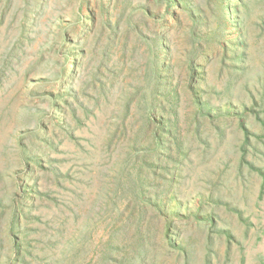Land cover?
Masks as SVG:
<instances>
[{"label": "rangeland", "instance_id": "374dc122", "mask_svg": "<svg viewBox=\"0 0 264 264\" xmlns=\"http://www.w3.org/2000/svg\"><path fill=\"white\" fill-rule=\"evenodd\" d=\"M6 1L0 0V197L15 192L31 209L30 220H24L27 249L41 248L30 258L31 264L34 256H47L50 241L58 243L55 259L63 248L77 244L66 253L70 261L83 244L84 255L76 256L75 263L95 264L104 249L103 171L115 164L128 144L118 141L106 165L110 154L102 149L108 136L104 121L119 117L127 98L128 120L142 121L138 106L144 103L151 37L143 28L145 35L137 37L123 23L126 41L124 34L108 39V31L99 39L87 24L85 0H10V5ZM210 40L214 51L206 63L200 62L205 77L194 86L199 101L209 104L210 114L192 120L194 104L181 92L177 122L181 164L174 190L182 203L197 201L198 195L205 198L207 210L222 221L212 230V238L222 231L235 237L228 257L211 249L209 264H242V257L243 264H258L264 237L257 247L252 245L264 225V200L258 208L253 206L260 181L248 164L262 161L256 80L264 61V0L233 3L225 37ZM234 55H245L244 62L234 64ZM233 65L242 74L229 93L226 80ZM7 208L5 202L0 211ZM206 213L174 220L185 250L193 253L189 264H203L207 255L203 234L197 230ZM37 215L39 220H33ZM47 217L51 222L44 226ZM63 219L68 223L59 236L58 222ZM0 227L1 232L4 226ZM160 253L163 264H176L170 254ZM185 259L181 257L179 264Z\"/></svg>", "mask_w": 264, "mask_h": 264}, {"label": "trees", "instance_id": "16d2710c", "mask_svg": "<svg viewBox=\"0 0 264 264\" xmlns=\"http://www.w3.org/2000/svg\"><path fill=\"white\" fill-rule=\"evenodd\" d=\"M9 2L7 0L6 4L10 5ZM235 2L238 0H85L84 6L89 10L87 24L99 39L107 31L108 39H118L120 34H124L121 31L123 23L128 27V32L137 37L145 35L142 28L146 36L151 37L150 70L146 76L144 103L138 106L143 113L142 121L131 123L128 120L129 98L119 110V117L104 121L108 136L102 149L110 154L106 165L112 161L111 148H118V141L125 140L128 144L125 152L116 158L115 164L105 166L107 169L103 171L104 186L101 187L100 195L104 208L100 218L105 222L102 239L104 249L102 259L95 264H163L161 251L170 254L173 263L179 264L180 258L185 256L183 264H189L193 260V253L188 254L185 250V242L179 236L180 228L174 227V220L195 219L204 211L207 212L205 219L197 225V230L203 234V247L207 251L203 264L210 263L208 256L213 248L228 257L230 245L235 242L234 235L222 231L212 238L211 232L222 223L221 219L207 210L208 204L200 195L197 201L193 199L182 203L174 190V183L181 164L182 143L177 126L181 92L194 104V112L190 114L192 120L209 116V104L199 101L194 86L205 77L200 62L206 63L207 56L214 51L215 47L209 44L210 39L219 42L227 33L231 5ZM124 35L126 41L128 33ZM223 51L226 52L224 48ZM236 56L233 57L234 64L244 62L245 55ZM261 62L262 72L256 82L260 89L258 103L262 108L258 121V150L262 161L260 165L248 164L249 170L260 181L259 193L253 204L255 208L264 200V61ZM240 72L233 65L227 74L226 88L229 93L242 74ZM240 128H243L242 125ZM245 144H248L247 135ZM244 154L245 151L242 160ZM59 176L58 173L57 178L61 180ZM5 202L8 203V211H0V221H3L0 224L4 226L0 232V264H31L30 258L41 250L29 252L27 249L28 241L25 238L28 234L24 231V220H30L28 215L31 209L25 207V199L18 197L15 192L0 197V208ZM32 219L39 220V215ZM50 222L47 217L44 226ZM66 223L68 220L65 219L58 222L59 236L65 232L62 226ZM246 229L243 233L245 238L248 237ZM259 231L253 247L263 242V224H260ZM9 241L10 254H7L9 251L5 250V246ZM83 241L84 238L80 243ZM56 244L47 242V256H34L33 264L40 260H43L42 264H84L75 263L76 256L84 255L83 244L76 248L70 261L66 253L77 244L69 249L63 248L55 259ZM69 244L72 245L73 241ZM257 257L258 264H264V253H258ZM244 260L242 257V264Z\"/></svg>", "mask_w": 264, "mask_h": 264}]
</instances>
